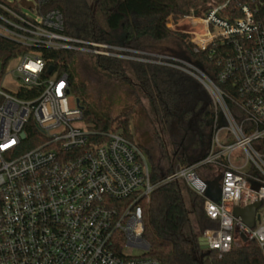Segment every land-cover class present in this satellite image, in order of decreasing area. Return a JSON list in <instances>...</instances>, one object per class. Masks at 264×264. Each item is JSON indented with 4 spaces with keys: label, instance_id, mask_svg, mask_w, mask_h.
Wrapping results in <instances>:
<instances>
[{
    "label": "built area",
    "instance_id": "2783aa9c",
    "mask_svg": "<svg viewBox=\"0 0 264 264\" xmlns=\"http://www.w3.org/2000/svg\"><path fill=\"white\" fill-rule=\"evenodd\" d=\"M47 1L0 0V37L29 50L15 58L16 91L37 93L24 99L0 86V264H160L146 255L141 203L171 182L203 198L206 217L217 223L199 236L207 251L221 256L250 242L264 249V218L259 214L248 228L232 215L253 203L264 208V0H210L198 15L190 12L193 30L183 32L195 52L210 49L212 57L221 45L216 80L235 88L234 101L202 70L172 55L67 37L60 11L45 10ZM35 50L147 62L193 77L215 107L207 154L153 182L137 144L77 126L82 110L70 99L67 75L52 70L43 77L48 68ZM30 124L41 142L17 154ZM201 166L214 169L217 201L205 196L209 182L195 173ZM129 249L142 254L132 256Z\"/></svg>",
    "mask_w": 264,
    "mask_h": 264
},
{
    "label": "trees",
    "instance_id": "16d2710c",
    "mask_svg": "<svg viewBox=\"0 0 264 264\" xmlns=\"http://www.w3.org/2000/svg\"><path fill=\"white\" fill-rule=\"evenodd\" d=\"M208 2L209 0H93L90 5L87 0H48L44 9L59 10L63 19V33L82 41L150 52L156 44L173 40L178 51L173 52L172 56L202 70L221 90L228 92L234 101L237 97L235 88L216 80L221 70L217 64L221 45L215 48L212 57L210 49L195 52L185 34L180 31L171 32L166 27L167 17L189 15L192 10L203 8ZM28 51V48L0 37V82L8 64ZM35 52L44 59L46 68H53L52 74L67 75L69 92L75 94L79 105L83 107L82 121L86 130L97 133L115 132L133 142L128 112L109 117L105 113L94 112L87 104L84 84L73 67L77 52ZM94 64L108 75L136 86L147 99L163 134L155 132L153 137V151L159 157L158 162L150 150L137 144L147 156L153 182L161 180L176 167L195 165L205 157L213 129L215 107L209 93L196 79L178 69L147 62L94 56ZM127 74L131 75L132 80ZM51 75L46 71L43 73L45 78ZM36 94L34 90L23 88L15 92L17 97L24 99ZM228 105L234 112L233 103L228 101ZM25 132L26 140L21 143L17 154L41 142L40 133L34 125L30 124ZM195 173L209 183L215 178L211 166L197 167ZM182 188L176 182L162 184L153 191L148 202L141 203L142 239L149 247L146 255L155 258L160 264H205L195 226L201 232L216 228L217 223L206 217L203 198L186 190L187 203ZM206 255L208 264H264V249L256 242L235 246L221 256L212 251H208Z\"/></svg>",
    "mask_w": 264,
    "mask_h": 264
},
{
    "label": "rangeland",
    "instance_id": "374dc122",
    "mask_svg": "<svg viewBox=\"0 0 264 264\" xmlns=\"http://www.w3.org/2000/svg\"><path fill=\"white\" fill-rule=\"evenodd\" d=\"M92 5L93 0H87ZM210 2V0H209ZM200 8V7H198ZM25 13L33 17V13L25 11ZM189 15L181 17H172L168 19L167 24L172 32H191L193 29L190 26ZM97 17L100 19L99 15ZM132 19V17H130ZM101 20V19H100ZM178 48L173 40H167L160 44H156L150 49V52L160 53L165 55H173V52H177ZM149 52V53H150ZM18 62V59L12 60L6 69L5 75L1 81L0 86L9 92H15L20 86V82L16 80L12 71ZM73 67L84 84V98L89 107L96 113L102 112L109 117H113L118 113L128 112L130 122V133L135 144L144 146L150 150L156 162L159 161V157L153 151L155 147L154 134L157 132L159 135L162 134L156 118L154 117L151 108L147 102V99L138 91L136 86L118 80L115 77L108 75L106 72L98 68L94 64V56L86 52H77L75 55ZM127 77L132 80L130 74ZM77 97L73 92L70 93V99L75 100ZM137 98V102H136ZM77 126L81 129H85L83 121H80ZM163 135V134H162ZM183 196L185 201L188 203V197L186 190L182 188ZM258 214L264 218V208L258 210ZM189 216L192 219V213L189 211ZM198 237L202 235L203 231L199 232L195 226ZM206 230V229H205ZM200 238V237H199ZM207 250L202 251L203 259L205 264L207 259ZM127 253L132 256H140L141 251L137 249H129Z\"/></svg>",
    "mask_w": 264,
    "mask_h": 264
},
{
    "label": "water",
    "instance_id": "95a60500",
    "mask_svg": "<svg viewBox=\"0 0 264 264\" xmlns=\"http://www.w3.org/2000/svg\"><path fill=\"white\" fill-rule=\"evenodd\" d=\"M26 6L30 7L31 5L26 3ZM199 10H200V8H196L193 11V15L194 16L198 15ZM52 70H53L52 67H48L47 73L48 74L51 73ZM74 102H75V105L79 109H81V110L83 109V107L79 105L78 99H75ZM217 120L219 122L218 123L219 126H222L221 114L218 115ZM20 138L23 139L24 135L20 134ZM219 194H220V190H219V187H218V179H214V181L209 183L207 191L205 193V196L207 198H209L210 200H212V201H217L219 199ZM260 206H261L260 203H253L251 205L246 206L243 209L234 208L233 211H232V215H233L234 218H240L242 223L246 227L253 228L255 220L257 222H259V220H260L259 214H256V211L260 208ZM198 244H199V247H200L201 251L207 250V246L205 245V242H204V240L202 238H198Z\"/></svg>",
    "mask_w": 264,
    "mask_h": 264
}]
</instances>
